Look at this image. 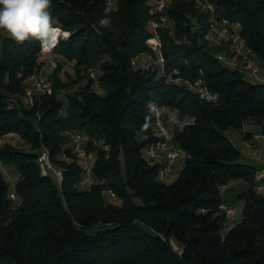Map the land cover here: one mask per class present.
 Instances as JSON below:
<instances>
[{
  "label": "trees",
  "instance_id": "trees-1",
  "mask_svg": "<svg viewBox=\"0 0 264 264\" xmlns=\"http://www.w3.org/2000/svg\"><path fill=\"white\" fill-rule=\"evenodd\" d=\"M208 1L218 22L240 25L264 67V0ZM107 2L51 0L52 24L71 35L54 50L51 92L34 95L32 105L24 90L41 44L0 33V139L29 147H0L2 167L18 172L11 192L0 168V264H264L257 169L240 162L226 133L251 121L264 136V81H249L217 59L227 49L205 38L210 13L193 0H172L160 13L152 0ZM161 14L169 24L152 31L149 22ZM154 35L160 42L155 52L146 45ZM141 54L161 57L164 70L158 63L142 68ZM66 61L73 76L62 80ZM198 79L218 95L214 101L185 83ZM156 105L176 113L163 120L185 154L170 181L160 178L159 163L142 157L158 139ZM70 130L81 133L92 157L88 188L81 185L82 163L71 154ZM43 148L62 172L59 183L53 171L41 174ZM237 180L250 187L238 195L241 218L226 221L221 189Z\"/></svg>",
  "mask_w": 264,
  "mask_h": 264
},
{
  "label": "built area",
  "instance_id": "built-area-1",
  "mask_svg": "<svg viewBox=\"0 0 264 264\" xmlns=\"http://www.w3.org/2000/svg\"><path fill=\"white\" fill-rule=\"evenodd\" d=\"M172 0H152L153 11L162 12L165 8V5L171 3ZM199 7L204 9V11L210 13V20L212 22L211 28L206 35V39L215 46L226 48V51L219 52L217 54V59L222 62L225 66L230 68L239 69L243 73H248L254 78L258 79L260 73V67L254 57L252 50L246 45L244 39L240 34L239 24L231 23L227 20H222L218 22L214 16L215 7L208 0H193ZM168 19L164 15H160L158 20H151L149 22V27L152 31H155L157 28L161 27ZM56 31L60 29L57 26H53ZM56 33V32H55ZM146 44L151 50L158 51L160 47L159 39L156 35L150 37L146 40ZM44 47L42 46L41 52L43 53ZM158 65L160 70L163 71V60L161 57L158 59ZM134 63V59L132 60ZM51 65V64H50ZM94 77L93 73H91ZM28 84L24 92L29 98L26 100L29 105H32L34 102L33 96L40 94H46L51 92L50 84H47L46 78L41 75H34L27 79ZM175 81H178L177 79ZM259 81V80H258ZM191 86L194 91L204 98L206 101H214L217 98L216 93H211L208 91L201 83V80L198 79L194 83L185 82ZM32 95V96H31ZM31 96V98H30ZM165 111L162 106H154L153 108V122L154 129L158 135V139L150 143L142 153V157L146 161H151L159 163L160 176L162 179H169L176 175L177 170L174 166L175 161H177L182 154V150L171 142L170 132L163 120V112ZM9 136H14L13 133H9ZM66 135L70 139L71 143V154L75 156L81 163L84 169V179L81 185L85 188H88L92 183V157L87 153L83 145V138L79 131L70 130L66 131ZM258 138V135H254L252 140ZM66 158L65 155L62 156ZM185 157L181 160L182 164ZM37 162L40 167L42 175H48L49 171H53L55 176L59 181L62 180V172L60 169L56 168L50 159L49 151L45 148L39 153L37 157ZM181 164V165H182ZM2 167L0 163V168ZM264 169H259L255 173V189L257 193H264ZM105 195L109 198H115L114 193L111 190L103 191ZM11 196H13L11 194ZM219 209L223 211L226 221H233L235 219V209L231 205L226 203H221Z\"/></svg>",
  "mask_w": 264,
  "mask_h": 264
},
{
  "label": "rangeland",
  "instance_id": "rangeland-1",
  "mask_svg": "<svg viewBox=\"0 0 264 264\" xmlns=\"http://www.w3.org/2000/svg\"><path fill=\"white\" fill-rule=\"evenodd\" d=\"M113 2H114V0H108L107 5L113 6ZM194 3H195V5L197 7H199L198 4L195 1H194ZM169 4L170 3L166 4L165 5V8ZM199 8L204 11V9H202L201 7H199ZM164 16L167 18L166 15H164ZM166 24H169V21L165 22L162 26H164ZM53 26H56V25L54 24ZM58 28L60 30L59 31H56V33H54V35H53L54 41H58V42L55 43V47H52L51 49H49L48 46H43L45 50L43 51V53L40 51L41 52L40 55L35 60L36 62H35V65H34V70H33L32 74H30L27 77V79H29L31 76H34V75L35 76L36 75H41L44 78H46L47 84H50L49 83V80L47 79V77H48L47 74L49 73V71L51 72L53 69H55V67H56V59L58 58L56 56V54H54V50H55L56 46L59 44V42H61V41H67L69 39L70 35H71V32L70 31L64 30V29H62L60 27H58ZM239 29H240V26H239ZM3 35H5V34L3 33ZM40 47L42 48V45ZM152 51L155 52L154 50H152ZM137 59L140 60V64H142L140 66L142 68H147V66L150 65L151 63H154V64L155 63H158V60L157 59H152V57L150 55H145V54H141L140 56L137 57ZM71 67H72V63L69 62V61H66L63 64L62 69L59 72V76H60V78L62 80H65L68 75H72L73 76V71H72V68ZM159 69H160V67H159ZM260 73H264V68H261L260 67ZM260 73H259V76L261 75ZM93 75H95V74L93 73ZM244 76L249 81H256L257 80L256 78H254L253 76L249 75L248 73H244ZM177 80H179V78H177ZM26 84H28V81H27ZM95 88L99 91V88L97 86ZM24 94H25V92H24ZM31 96H30V98H31ZM28 98L29 97L27 95H25V99L27 100ZM166 111L167 110H165L163 112V114L165 116H167V119L168 120H173V118L176 116V113L173 110H169L167 112ZM229 131L230 132H228V133L226 132L227 135H229V133H232L233 131L238 132V130H236L234 128H230ZM5 143H12V144L17 145L20 148H23L25 150H28L29 149L28 145H26V144H22L21 145L20 144L21 142L17 138H11V137H8L7 136L5 138L0 139V147L3 146ZM240 143H241V139L239 140L238 137H235L234 146L237 149H239V151H240V162H243L245 160L244 158H248V155L249 154H248V152H247L246 149H244V148L241 147ZM180 157L183 159L185 157V154L182 152V154L180 155ZM181 158H179L177 161H175V165H173L174 168H175V170H178L181 167V164H182V162L180 160ZM2 173H3L4 179L6 180V182L9 185V190L11 192H13L14 191V188H15V183H16V181L18 179V172L16 171V169H15L14 166L4 165L2 167ZM51 176H52L53 180L55 181V183H57L58 180L55 177V175L52 174ZM174 176L173 177H170L168 179V181L172 180L174 178ZM160 178H161V176H160ZM58 183H59V181H58ZM235 201H237V200H235ZM241 204H242V200L241 201H238V202H235V205H234L235 207L234 208H235V214H236V216L239 213V211L241 212V209H242L241 208Z\"/></svg>",
  "mask_w": 264,
  "mask_h": 264
},
{
  "label": "clouds",
  "instance_id": "clouds-1",
  "mask_svg": "<svg viewBox=\"0 0 264 264\" xmlns=\"http://www.w3.org/2000/svg\"><path fill=\"white\" fill-rule=\"evenodd\" d=\"M51 0H0V33L16 42L39 41L55 47Z\"/></svg>",
  "mask_w": 264,
  "mask_h": 264
},
{
  "label": "crops",
  "instance_id": "crops-1",
  "mask_svg": "<svg viewBox=\"0 0 264 264\" xmlns=\"http://www.w3.org/2000/svg\"><path fill=\"white\" fill-rule=\"evenodd\" d=\"M260 74L261 75L258 77L257 80L264 81V73H260ZM226 132L227 133L230 132L229 129ZM254 135H258V138L252 140ZM228 137L233 143V145L235 143V137H238L239 140L241 139V143H240L241 147L246 149L249 154L248 158H244L245 160L242 162L243 164L254 166L257 170L264 169V136L261 133V125H256L251 121H247L244 123L241 130H238V132L233 131L232 133H229ZM263 183H264V178H263ZM249 187L250 184L241 180L228 183L221 189L222 202L231 205L232 207H235L234 206L235 202L241 201L238 198V195L243 191L247 190ZM242 205L243 203L241 204V208ZM235 218L237 220L241 218L240 211L237 214V216L235 214Z\"/></svg>",
  "mask_w": 264,
  "mask_h": 264
},
{
  "label": "bare ground",
  "instance_id": "bare-ground-1",
  "mask_svg": "<svg viewBox=\"0 0 264 264\" xmlns=\"http://www.w3.org/2000/svg\"><path fill=\"white\" fill-rule=\"evenodd\" d=\"M56 32V29L55 28H53V35H54V33ZM53 39H54V37H53Z\"/></svg>",
  "mask_w": 264,
  "mask_h": 264
}]
</instances>
